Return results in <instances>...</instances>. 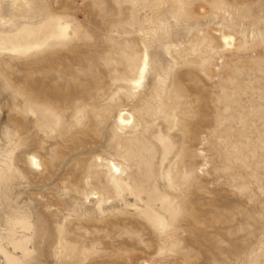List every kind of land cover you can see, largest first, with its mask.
Here are the masks:
<instances>
[{"label":"rangeland","instance_id":"rangeland-1","mask_svg":"<svg viewBox=\"0 0 264 264\" xmlns=\"http://www.w3.org/2000/svg\"><path fill=\"white\" fill-rule=\"evenodd\" d=\"M0 264H264V0H0Z\"/></svg>","mask_w":264,"mask_h":264},{"label":"bare ground","instance_id":"bare-ground-1","mask_svg":"<svg viewBox=\"0 0 264 264\" xmlns=\"http://www.w3.org/2000/svg\"><path fill=\"white\" fill-rule=\"evenodd\" d=\"M69 29H70L69 25L59 23L51 31L50 38H54V39L65 38L68 35ZM47 40L44 41L41 45L47 44L48 42ZM3 41L4 43L9 42L7 38L3 39ZM38 46H40V44L28 45V44L15 43L12 45L11 51L15 53H27L37 48ZM148 67H149V54L146 51L144 59L142 63L140 64V66L138 67L139 68L138 76L136 78L130 79L129 82L135 87L142 84L145 81ZM117 122L123 127H129L135 122V118L131 113L127 112L126 110H123V111H120ZM29 162L33 167H36V168H40L42 166L41 161L35 155L29 156ZM99 162L104 164L107 167L106 181H107L108 187L112 188L117 193H120L119 191L121 188H123L122 186L129 187L128 183L124 181V178H123L124 172H123L122 166H120L119 164L115 163L112 160L99 159ZM93 199H97L100 204H102V202L111 203L110 198H107L103 194H99L98 192L93 193Z\"/></svg>","mask_w":264,"mask_h":264}]
</instances>
